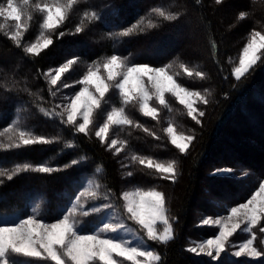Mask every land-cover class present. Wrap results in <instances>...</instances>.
I'll return each instance as SVG.
<instances>
[{"label":"trees","instance_id":"obj_1","mask_svg":"<svg viewBox=\"0 0 264 264\" xmlns=\"http://www.w3.org/2000/svg\"><path fill=\"white\" fill-rule=\"evenodd\" d=\"M107 4L104 13L102 7ZM103 6L92 0L77 2L63 25L53 30V43L39 55L24 51L27 40L33 39L31 35L26 33L17 46L0 28V130L20 111L27 128L51 139L47 144L1 152L0 158L32 165L52 160L55 165L51 173L32 169L12 174L11 180L4 178L0 183V212L41 198L44 210L59 215L83 179L101 166L118 205L122 204L118 194L127 179L134 186L164 193L174 239L167 244L154 242L161 256L156 264H264V255L250 258L223 254L221 260L214 261L187 250L192 240L209 238L217 232L214 227L198 223L201 214L226 212L248 198L264 178V58L239 81L228 61L238 56L239 48L253 32L264 31V0H223L219 4L216 0H107ZM158 7L175 18L159 17L122 40L108 34L134 25ZM240 13L245 14L243 18ZM77 27L80 32H76ZM189 34L193 42L189 37L180 38ZM112 53L130 54L136 62L154 66L173 61L184 64L193 75L178 72L179 81L209 95L207 104L197 103V109L205 113L203 117L199 111L194 114L200 123L189 117L185 106L171 94L167 108L158 104L156 117L144 116L138 105L130 103L126 111L133 123L125 127L121 135L125 146L117 150L93 133H78L67 122L46 115L45 105L52 107L55 102V92L45 80L50 67L73 60L67 77L78 79L90 62ZM196 71L203 77L195 76ZM169 118L194 137L186 153L171 144L165 131ZM127 149L138 157L140 154L174 163L176 182L161 178L154 168L141 165L139 159L129 160L131 175L123 178L119 155ZM73 160L77 163L72 164ZM222 167L233 168L244 179L226 181L212 175L213 169ZM244 180L246 184L241 185ZM17 260L18 264H51L30 258Z\"/></svg>","mask_w":264,"mask_h":264},{"label":"snow or ice","instance_id":"obj_2","mask_svg":"<svg viewBox=\"0 0 264 264\" xmlns=\"http://www.w3.org/2000/svg\"><path fill=\"white\" fill-rule=\"evenodd\" d=\"M223 0H216V3H222ZM76 3V0H53L49 3H37L34 5L35 9L43 13L41 27L46 30H55L61 22H63L69 10ZM29 5V0H22V6L16 4V0H7V6H0V17L15 21L16 31L9 37L11 40L17 42L19 46L20 37L22 35V15L24 8ZM159 15L166 20H172L175 17L171 14L165 13L159 9ZM94 17L99 19L95 12L92 13ZM244 13H240L243 18ZM32 19L31 15L28 17ZM134 27H138L135 25ZM81 29L77 27L76 32ZM133 31V28H128L121 35L128 36ZM61 36L63 33L60 34ZM259 37L260 43H257ZM53 43L50 37L44 38L43 41L37 40L30 46L24 48L26 53L39 55L42 49L48 48ZM264 49V35L256 32L252 35L251 41L243 48L242 55L239 59V66L233 70V75L237 81L244 77L257 61L260 56L257 53ZM127 58H122L117 54H113L106 59L102 67L106 71V78L100 74V66L95 68L89 67L82 79L78 81L83 85L78 92L73 96L67 98L70 103L66 105L67 108V124L76 127L78 133H86L89 125L92 124L93 110L101 109V101L105 99L106 93L114 88L118 91L119 97L122 98L124 104H129L133 100L139 102V111L146 117H155L157 115V108L151 107L149 101L152 99L149 91L145 87L144 78L147 77L148 83L151 84L155 91V98L160 105L165 108L168 107L165 99L166 93H171L179 103L187 109V115L196 121L200 120L194 113L197 109L194 104L197 100L207 104L209 101L201 95L199 91H190L186 87H182L176 82L173 75L168 74L165 67H151L147 64H126ZM74 63L73 60H68L62 66L55 69V75L52 76L50 83L56 85L61 80V74L69 70V66ZM170 67V66H169ZM180 67L184 72L191 77L193 72L189 70L184 64ZM51 75V72H49ZM195 76L203 77L200 71L195 72ZM119 78V79H118ZM118 82H115L117 81ZM109 82H115L114 85ZM70 87V85H65ZM93 89V90H90ZM207 91V90H206ZM198 115L203 117L205 113L199 111ZM78 117L82 122L77 124ZM133 121L125 115L124 108H113L107 113L106 122L99 127L95 135L102 141L107 136L110 125L122 126L131 125ZM171 137V144L174 145L180 153H186L194 137L192 135H177L172 126L166 130ZM47 144L49 141L42 137H34L26 130H18L15 139L9 137L8 148H19L23 146H30L34 144ZM117 141L111 140V144L115 145ZM5 147V145H0ZM133 159H137L133 157ZM77 161L73 160L72 164ZM139 163L148 167L154 168L161 174V178H172L175 183L176 173L174 163L167 165L162 163H154L152 159H139ZM30 165L25 164L23 169L17 166V171L29 170ZM35 171L41 173H51L53 168L48 166H39ZM0 172V175H3ZM131 175V173H129ZM212 175L218 176L223 180H231L236 177L233 175L231 168L214 169ZM7 178L11 180L12 175ZM98 187V186H97ZM91 181H89V188L81 191L72 202L71 207L67 208L65 212L60 213L52 222H47L46 219L39 215V208H34L32 214L25 218H20L16 223L0 224V264H18L17 258H30L37 260L49 261L51 264H119L115 257H121L124 260L132 262V264H152L153 261L159 262L161 256L155 253L154 250H148L140 244L134 246V242L129 239L114 238L110 234L118 233L120 229L125 228V224L105 222L101 220L95 227H89L92 222H82L77 219V208L79 206V213L83 217H88L91 214L99 213V207H92L85 209L79 205L81 197L88 196L96 197L95 191H90ZM264 181L259 183V190L247 200L246 203H241L239 206L231 207L229 215L226 217L228 223H222L224 217L213 221L211 218H205L202 225H220L218 235L213 238L194 243V246L187 250L197 255L204 254L211 257L212 260L217 261L222 259V253L227 254L229 246V238L237 232L238 229L242 231H249L257 226L261 219L264 218ZM125 201L124 207L128 214V219L136 222L145 230L147 239L158 241L162 244H167L174 239V230L167 213L165 206L164 193L157 190L141 191L137 188L134 192L125 191L122 193ZM259 197V199H258ZM107 199V197H105ZM105 209L112 207L110 204L103 206ZM115 215V213H113ZM246 221L245 227L242 229V222ZM163 224V231L160 232L158 225ZM261 233H264V226L259 228ZM139 239V238H138ZM256 239L255 235L248 239L245 243L239 246V250L232 253L235 257H241L247 254L248 257H260L261 251L253 247V241ZM139 257L145 258L144 261L139 260Z\"/></svg>","mask_w":264,"mask_h":264},{"label":"rangeland","instance_id":"obj_3","mask_svg":"<svg viewBox=\"0 0 264 264\" xmlns=\"http://www.w3.org/2000/svg\"><path fill=\"white\" fill-rule=\"evenodd\" d=\"M80 1L81 0H76V3L80 2ZM83 1H85V0H83ZM92 1H96L97 6H103L107 0H92ZM52 2H53V0H29V5L26 8H24V14L22 15V20H21L22 35L20 37V41H19L20 43L23 42V39H24L26 33L31 35L32 38H33V39H30V40H27V42H26L27 47L30 46L32 43L37 42V40L42 42L44 38H47V37L51 38V35L53 34V30L50 31V30L43 29L41 27L42 19H43V15L44 14L40 13L38 10H36L34 5L37 4V3H40V4L49 3V4H51ZM62 2L66 3V0H62ZM16 4L18 6H22V0H16ZM74 5L69 10L66 19L73 13ZM108 5L109 4H107V5L102 7V12H104L107 9ZM0 6L6 7L7 6V0H0ZM156 9H159V10H161V11H163L165 13V10L162 7H158ZM90 12L93 13L94 9H91ZM104 13H106V11ZM29 15H31V17H32L31 20L28 19ZM159 17H161L159 15V11H155V8H154L151 12H149V14L146 17H142L134 25H131V26L127 27V28H124V29H122L119 32H115V31L108 32V34L111 37H113L114 39H116V40H122L125 36H122L121 34L125 30H127L128 28H133L132 33L136 32L140 28L142 29L146 25L152 24L153 21L158 19ZM64 21L61 22V24L58 27L62 26ZM35 22L38 23V27H35ZM0 24H1L0 28L5 29L7 31V34L10 35V36H11V34L13 32L16 31V28H15L16 22L15 21L0 17ZM135 25H138V27H134ZM256 32H259L261 35H264V31L263 30L253 32L249 36V38L246 39V41H245L244 45L242 46V48H239L240 49V53L238 54V56H233V57L231 56L228 59L229 64H230V66L232 68V74H233L234 68L239 66V59H240V56L242 55L243 48L251 41L252 35L254 33H256ZM188 37H189V40L191 42H193L195 40L194 37L191 34H189L187 37H183L182 35L180 36L181 39H183V38L187 39ZM256 39H257V43L259 44L260 43L259 37H257ZM113 54H117V55L121 56L122 58H127L125 63L129 64V65H131V64H147V63H138V62H136L134 57L132 55H130V54H125V55L118 54V53L107 54V55L102 56L99 59H96V60L90 62L88 64L84 74H82L78 79H77V77L76 78L73 77L71 80H68L69 78L67 77V75L69 74V72L72 71L71 65H70L69 66V70L67 72L61 74V80L58 81L56 85H52L50 83V81H51L52 76L55 75V69H57L58 67L62 66L63 64H60L58 66L50 67L46 71L45 80L47 82V85L49 87H51L54 90V92H55V102H54V106H52V107L45 105L46 115L48 117L56 119L60 123L67 122V108H66V105L68 103H70V100L67 99V98H70L71 96H73L75 92H78L80 90V88L83 87V85H81L79 83L76 84V80L79 81L80 79H82L83 75L86 74L87 69L90 66L95 68L97 65L100 66V74L106 78L107 73L103 69L102 65L106 61V59L108 57H110L111 55H113ZM257 55L260 56V60H258L257 64L254 65L253 68L250 69V71L247 74H245V75H250L253 72L254 68L260 64L261 60L264 58L263 57L264 49H261L260 52L257 53ZM147 65H149L151 67H165L166 71L168 72V74L173 75V77L176 80V82L178 84H180L182 87H186L190 91H199V90H196V89H192V88L182 84L179 81L176 73L184 72V70L182 68H180L181 63H177V62L173 61V62H169L167 64L160 65V66H154V65H150V64H147ZM49 72H51V75H49ZM118 79L115 82H118ZM115 82H109V83L114 85ZM144 83H145L146 89L149 91L150 95L152 96V99L149 101L150 106L157 108L159 102L155 98V91H154V89H152L151 84L148 83L147 77L144 78ZM65 85H70V87H65ZM90 90H93V89H90ZM199 92L207 100L209 99V95H207V93L201 92V91H199ZM170 94L171 93H166L165 94L166 102H167V98H168V96ZM131 103H134V104L139 106L138 99L137 100H133ZM197 103L200 104V103H203V102L197 100L196 103L194 104V107L196 109L198 107ZM101 105H102L101 109H94L93 110V117H92V121L93 122H92V124L89 125V128L87 130L88 133L95 134L96 131L99 130V127L102 126L104 122H106L107 113L109 111H111L113 108H121V107L124 108L125 109V115H127L129 117V115L127 114V111H126V106L128 104H124L122 102V98L119 97L118 91L114 88V86L110 89L109 93H106L105 99L101 101ZM166 111L168 113H170L169 109L168 110L166 109ZM197 111H200V110L197 109ZM158 112H159V109L157 108V115H158ZM129 119H131V118L129 117ZM80 122H82V120L78 117L77 124L80 123ZM126 126L127 125H122V126L110 125L108 134L104 138L103 141L107 142L108 145L111 148H116L117 150L118 149L119 150L122 149V147L125 146V142H124V139L122 138V136H123V131H124ZM169 126L173 127V129H174V131H175V133L177 135H180V134L192 135L190 132L184 130L183 128L178 127L175 124V120L174 119H171V120H170V118L168 119V122H167V125H166V129ZM73 127L76 128L75 126H73ZM18 130H26V131L30 132L34 137L42 136V137L46 138L45 135L38 134V133L34 132L33 128H27V126H26V124L24 122V117L22 116V113L20 111H18L17 114H16V117L13 119V121L7 127H5V128L0 130V145H5V147H0V153L1 152H6V151H9V150L17 149V148H8V147H6V145L9 143V137H12L13 139L16 138ZM167 135H168L169 139L171 140V137H170L169 133H167ZM46 139L49 142L51 141V139H48V138H46ZM112 139H115L117 141V143L115 145L111 144V140ZM69 146H72V144L69 143ZM21 147H23V145ZM21 147H19V148H21ZM229 156H231L230 159H233V160L235 159V156H233V155H229ZM133 157H136L137 159H145L146 161L148 159H152L154 163H162V164H165V165H167L168 163H172V162H169V161L155 160V158H153V157L144 156V155H140V154H139V157H140L139 158L138 156H135L132 151L127 149V150H125V152L123 154L119 155L120 165L122 167L123 178L126 177V176L129 177V173H130L129 170H130V167L132 165V162L129 161V160L133 159ZM7 159H8V161L5 162V161H3V158L2 159L0 158V172L4 173L3 175H0V183L8 175H12L14 173L20 172V171H17V166H20V168L23 169V166L25 165V164H16V163H13L14 161H12L10 158H7ZM26 164L31 166V168L29 170L36 169L39 166H48V167H54L55 166L53 164L52 160H48V161H45V162H42V163H39V164H36V165H32V164H29V163H26ZM222 168H225V167H222ZM227 168H231V167H227ZM215 169H218V168H215ZM231 169L233 170V168H231ZM21 171H25V170H21ZM233 175L235 177L240 178V179H244L243 178L244 175L241 174V175L237 176L234 173V170H233ZM89 181H91V188L89 190L90 191H95L97 193V195L94 198L88 197L87 195L84 196V197H81V200L79 201V205H82L85 209H91L94 206L95 207H99L100 208V212L99 213H95V214H91L90 213V215L88 217H83L79 213V206H78V208H77V219L81 220L82 222L91 221L92 223L89 224V227H95L96 224L99 223L101 220H103L105 222H112V223H120V222H122V223L125 224V228L124 229H120L118 231V233L110 234L112 237L129 239V240L134 242V246L136 244H140L145 249L154 250L155 253L159 254L158 251L156 250L155 246H154V242H158V241H152V240L147 239L145 230L142 229V227L140 225H138L136 222H134V221H132V220L127 218L128 214L126 212V208L124 207L125 201L123 200V196H122L123 192H125V191L134 192L137 188H139L141 191H150V190H153V189L157 190V191H159V190L156 189V188H145L143 186H134L131 183V181L129 179H127V180H125L123 182V185H122V188L120 190V193L118 194L120 199L122 200V204L118 205L117 204V199L115 197L116 193L108 187V185H107V183H106V181L104 179V169L101 166H99V167L96 168L94 173H92L91 175L86 176L83 179V181H82L81 185L79 186V188L76 190L75 193H73L71 195L69 203L67 205H65V207L62 206V208L60 209V211L62 210L61 213L65 212V210L67 208L71 207L72 202L75 200V197L81 191H84L85 188H89ZM262 181H264V178L261 180V182ZM246 182L247 181L244 180V182L241 185H245ZM225 188L226 187H224V189ZM258 190H259V186L257 187V189L254 190V192L250 196H248V198H246L245 200H243L240 203L234 204L231 207H236V206H239V204H241V203H246L247 200L250 199L251 196L253 194H255ZM219 191L221 192V194L223 193L221 190H219ZM261 195L264 196V193H262ZM223 196L225 197L224 193H223ZM105 197H107V199H105ZM207 197H209V196H207ZM258 199H259V197H258ZM106 203L112 205V207H110L108 209H105L103 206ZM37 207L39 208L40 217L46 219L47 222H52L55 219V217L57 218V216H59V215H55L52 212H49L47 209L44 210L46 208L44 206V201H43V199L39 198V200H37V201L36 200H32V201L27 202L24 206H22L20 208H17L15 210L0 212V224L16 223L20 218H25L26 216L32 214L33 209L37 208ZM113 213H115V215H113ZM166 215L168 216L167 213H166ZM228 215H229V211L228 210L226 212H221L219 214L217 213L216 215L215 214L214 215H210V214H207V213L201 214L200 217H198V219H199L198 223L200 225H202V221L205 218H211L213 221H215L216 219L221 218V217L225 218L222 221V223H228V221L226 220V217ZM262 220H263V218L261 219V221ZM261 221H260V223L257 226L253 227L249 231H242V230L238 229L237 232L234 233L233 236L229 238V246L227 248V255H229L230 257H235V256L232 255V253L237 251V250H239V246L242 243H245L248 239H251L253 235H255V237H256V239L253 241V247H256L258 251H261L262 253H264V233H261L259 231V228L261 226H264L263 221L262 222ZM170 223H171V221H170ZM245 224H246V221L242 222V225H241L242 229L245 227ZM205 226H209V225H205ZM163 227H164L163 224H159L158 225V229H159L160 232L163 231ZM210 227L216 228L217 232H216L215 235H218L220 225H216V224L213 223L212 225H210ZM214 236L209 237V238H213ZM209 238H204L202 240H206V239H209ZM202 240H198V239L192 240L190 242V244H189V247L194 246V243H197V242L202 241ZM222 255H223V253H222ZM263 255L264 254H262L261 256H263ZM242 256L248 257L247 254L242 255ZM254 258H259V257H254ZM115 259H117L119 264H132V262L124 260L121 257H115ZM138 259L141 260V261L145 260V258H143V257H139ZM156 263H157L156 261L152 262V264H156ZM146 264H147V262H146Z\"/></svg>","mask_w":264,"mask_h":264}]
</instances>
